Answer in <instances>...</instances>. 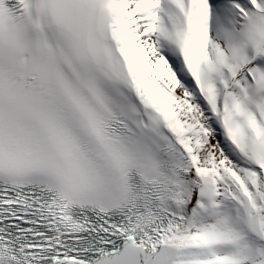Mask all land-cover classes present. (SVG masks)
<instances>
[{
    "label": "snow or ice",
    "instance_id": "obj_1",
    "mask_svg": "<svg viewBox=\"0 0 264 264\" xmlns=\"http://www.w3.org/2000/svg\"><path fill=\"white\" fill-rule=\"evenodd\" d=\"M0 264H264V0H0Z\"/></svg>",
    "mask_w": 264,
    "mask_h": 264
}]
</instances>
